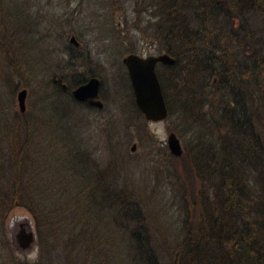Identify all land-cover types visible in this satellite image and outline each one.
I'll return each instance as SVG.
<instances>
[{
  "label": "trees",
  "instance_id": "trees-1",
  "mask_svg": "<svg viewBox=\"0 0 264 264\" xmlns=\"http://www.w3.org/2000/svg\"><path fill=\"white\" fill-rule=\"evenodd\" d=\"M140 1L142 11H156L148 28L161 41L159 51L175 59L161 67L182 77L174 83L177 111L186 114L180 120L193 142L179 157L159 144L149 153L155 157L150 168L163 171L175 188L181 227L169 238L158 230L151 236L145 197L120 171L118 143L108 141L104 160L98 156L99 142L88 124L84 129L82 111L103 109L70 95L96 76L89 68L73 70V61L88 59L81 46L60 42L68 77L52 72L36 78L37 62L19 61L18 43L3 26L8 0H0L1 62L21 78L22 88L26 76L39 91L38 110L0 116V231L9 213L26 210L38 248L33 264H159L152 243L158 235L166 264H264V0ZM117 32L112 36L123 35L124 52L134 53L128 31ZM7 77L8 71L0 72L6 88ZM157 77L168 104V79L161 71ZM129 104L146 134L132 98ZM107 123L100 128L107 140L117 127L124 130L116 119Z\"/></svg>",
  "mask_w": 264,
  "mask_h": 264
},
{
  "label": "rangeland",
  "instance_id": "rangeland-1",
  "mask_svg": "<svg viewBox=\"0 0 264 264\" xmlns=\"http://www.w3.org/2000/svg\"><path fill=\"white\" fill-rule=\"evenodd\" d=\"M140 2V0H8V14L4 12L3 19L6 21L3 26L8 28V34H11L14 44L18 43L17 53L21 57L19 58L21 64L26 59L33 64L37 62L36 78L43 79L49 78L52 72L55 75L62 73L63 76L68 77V70L62 69L68 64V55L62 49L60 42L67 44L70 33L74 34L81 44L80 54H87L88 59L73 61L72 68L77 69V72L85 71V68L94 71L96 74L94 77H97L100 82L99 98L103 103L101 111L93 109L82 111L85 114L84 129L86 130V124H88L89 133L98 140V156L102 160L106 155L104 149L107 148L108 141L118 143L117 147L123 156L119 160V165L121 163L123 165L120 171L126 178L133 180L145 197L143 209L148 212L146 222L151 236L157 235L158 230L169 238V235L181 227L183 213L178 207V202L175 201L174 186L164 177L163 171L150 168L153 167L152 162L155 157L149 153H152L153 144L166 147L165 138L168 132H173L178 137L182 150L183 145H191L193 141L192 136H189L190 133H185L184 123L180 120V117H185L186 114L177 111L180 98H176L178 94L175 93V87L177 86L174 83L182 77L175 79L173 72L164 70L161 65H157L155 70L156 74L161 71L166 81L168 79L166 93L172 112L161 121L144 120L146 134L139 132L141 120L137 119L134 109L129 104L131 98L133 101V96H130L132 91L120 61L127 55L123 50L127 43L121 40L123 38H119L123 35L119 34L118 38L112 35H117L118 30L126 29L130 36L128 39L133 42L135 54L147 56L161 52L159 51L162 46L160 39L156 38L153 29L148 28L150 22L156 21L154 16L150 15L156 11L154 9L142 11L144 7L142 4L140 6ZM13 12L16 14H12ZM136 21L137 26L134 29L133 24ZM251 21L258 28V20ZM48 41L50 44L46 45ZM42 49H44L43 53ZM69 50L67 52L74 56L79 53L71 48ZM58 66L61 68L57 69ZM3 70L8 71L9 78L7 77L6 80L11 87L7 85L8 88H6L0 80V116L7 111L9 120L14 114L13 109L18 111L16 94L22 88L23 81L10 73L9 69H4L0 58V72ZM25 78L27 85L24 111L30 114L38 110L39 91L26 76ZM14 84L17 88L13 92L11 88ZM180 94H184L182 90ZM168 104H166L167 108H169ZM81 115V113L77 114L78 117ZM115 119L124 124V130L120 132L117 127L118 132L112 133L107 140L104 135H101L100 128L106 130L109 124L107 121L113 122ZM2 120L4 121L5 117ZM132 144H134V150L131 151ZM22 216L31 220L34 229L32 218L24 209H16L6 216L3 231H0V264H14L11 259L16 261V264H33L38 258L36 241L32 250L28 252L15 250L9 242V225ZM152 243L157 247L159 264H166L161 237L158 235L157 238H153ZM51 264H57L56 260H53Z\"/></svg>",
  "mask_w": 264,
  "mask_h": 264
},
{
  "label": "water",
  "instance_id": "water-1",
  "mask_svg": "<svg viewBox=\"0 0 264 264\" xmlns=\"http://www.w3.org/2000/svg\"><path fill=\"white\" fill-rule=\"evenodd\" d=\"M68 43L80 47L73 33L67 39ZM122 64L126 69L127 78L131 87L134 105L146 121H161L167 117L168 111L164 102L161 86L156 74V64L172 65L175 59L166 53L141 56L129 53L122 57ZM215 82L212 77L211 84ZM62 89L65 84H60ZM100 82L97 77L91 76L83 83L70 90L71 97L95 109H102L103 103L99 98ZM26 89L21 88L16 94L17 107L20 112L25 109ZM165 146L172 156L179 157L182 148L178 137L173 132H168ZM130 150H134V144ZM36 241V235L31 220L25 216L13 220L9 225V242L15 250L20 252L31 251Z\"/></svg>",
  "mask_w": 264,
  "mask_h": 264
},
{
  "label": "flooded vegetation",
  "instance_id": "flooded-vegetation-1",
  "mask_svg": "<svg viewBox=\"0 0 264 264\" xmlns=\"http://www.w3.org/2000/svg\"><path fill=\"white\" fill-rule=\"evenodd\" d=\"M121 59H122V58H121ZM120 61H121V60H120ZM121 64H122V62H121ZM122 65H123V64H122ZM157 65H162V64L157 63L156 66H157ZM166 66H168V65H166ZM123 67H124V65H123ZM124 69H125V67H124ZM155 69H156V67H155ZM125 71H126V69H125ZM97 110H99V109H97ZM100 110H101V109H100Z\"/></svg>",
  "mask_w": 264,
  "mask_h": 264
}]
</instances>
